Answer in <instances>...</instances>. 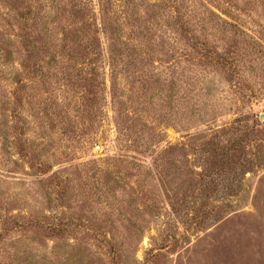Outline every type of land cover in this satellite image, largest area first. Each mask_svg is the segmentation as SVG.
<instances>
[{
  "label": "rangeland",
  "instance_id": "obj_1",
  "mask_svg": "<svg viewBox=\"0 0 264 264\" xmlns=\"http://www.w3.org/2000/svg\"><path fill=\"white\" fill-rule=\"evenodd\" d=\"M0 264H264V0H0Z\"/></svg>",
  "mask_w": 264,
  "mask_h": 264
}]
</instances>
